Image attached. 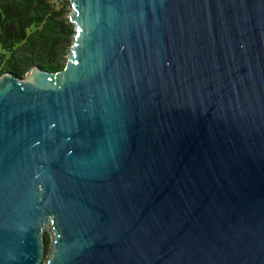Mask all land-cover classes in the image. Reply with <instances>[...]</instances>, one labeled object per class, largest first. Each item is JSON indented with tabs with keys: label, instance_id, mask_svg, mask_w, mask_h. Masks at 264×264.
Segmentation results:
<instances>
[{
	"label": "water",
	"instance_id": "obj_1",
	"mask_svg": "<svg viewBox=\"0 0 264 264\" xmlns=\"http://www.w3.org/2000/svg\"><path fill=\"white\" fill-rule=\"evenodd\" d=\"M70 1L0 74V264H264V0Z\"/></svg>",
	"mask_w": 264,
	"mask_h": 264
},
{
	"label": "trees",
	"instance_id": "obj_2",
	"mask_svg": "<svg viewBox=\"0 0 264 264\" xmlns=\"http://www.w3.org/2000/svg\"><path fill=\"white\" fill-rule=\"evenodd\" d=\"M71 6L70 0H0V74L22 76L34 65L50 71L62 68L75 29Z\"/></svg>",
	"mask_w": 264,
	"mask_h": 264
},
{
	"label": "rangeland",
	"instance_id": "obj_3",
	"mask_svg": "<svg viewBox=\"0 0 264 264\" xmlns=\"http://www.w3.org/2000/svg\"><path fill=\"white\" fill-rule=\"evenodd\" d=\"M45 230H46V229H44V232H46ZM46 253H47V252H46ZM46 253H45V256L43 257V260H42L41 264H44V263H45Z\"/></svg>",
	"mask_w": 264,
	"mask_h": 264
},
{
	"label": "flooded vegetation",
	"instance_id": "obj_4",
	"mask_svg": "<svg viewBox=\"0 0 264 264\" xmlns=\"http://www.w3.org/2000/svg\"><path fill=\"white\" fill-rule=\"evenodd\" d=\"M45 233H46V232H45ZM45 233H44V234H45ZM48 233H49V235H50V232H48ZM50 239H51V236H50Z\"/></svg>",
	"mask_w": 264,
	"mask_h": 264
}]
</instances>
